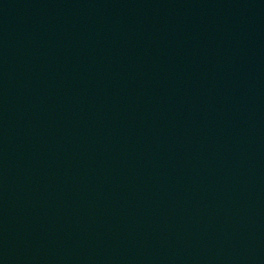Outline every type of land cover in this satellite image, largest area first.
I'll return each instance as SVG.
<instances>
[{"label": "water", "instance_id": "obj_1", "mask_svg": "<svg viewBox=\"0 0 264 264\" xmlns=\"http://www.w3.org/2000/svg\"><path fill=\"white\" fill-rule=\"evenodd\" d=\"M0 264H264V0H0Z\"/></svg>", "mask_w": 264, "mask_h": 264}]
</instances>
